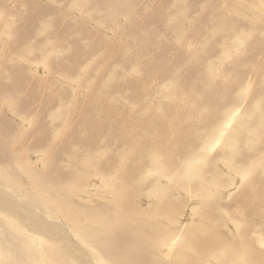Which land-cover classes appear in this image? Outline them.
<instances>
[{
  "label": "bare ground",
  "instance_id": "6f19581e",
  "mask_svg": "<svg viewBox=\"0 0 264 264\" xmlns=\"http://www.w3.org/2000/svg\"><path fill=\"white\" fill-rule=\"evenodd\" d=\"M256 1L259 11L245 31L221 15L209 30L222 35L200 51L193 42L200 43L204 30L194 28L179 40L180 26L170 24L173 17L167 20L182 53L176 57L187 54L190 64L183 71L184 64H171L179 82L169 71L158 72L157 78L168 81L164 93L159 91L161 103L151 98L155 83L119 118L121 147L107 167L95 170L103 182L98 200L75 202L85 193L90 158L69 162L68 178L46 180L45 186L40 175L60 174L52 172L49 158L41 160L46 164L38 172L28 157L10 155V163L19 167H0V264H264L263 225L255 230L247 223L252 216L264 222V0ZM10 26L5 22L3 29ZM243 53L244 74L237 61ZM250 84L258 92L242 108L239 94ZM211 155L224 171L210 165ZM18 170L31 192L16 176ZM235 180L240 184L231 195L236 206L224 201V208L222 194L238 184ZM142 191L154 200L153 207H140L136 198ZM188 196L198 200L191 209L195 220L180 229L178 215ZM57 220L67 229L57 232ZM227 221L231 239L219 233Z\"/></svg>",
  "mask_w": 264,
  "mask_h": 264
},
{
  "label": "rangeland",
  "instance_id": "374dc122",
  "mask_svg": "<svg viewBox=\"0 0 264 264\" xmlns=\"http://www.w3.org/2000/svg\"><path fill=\"white\" fill-rule=\"evenodd\" d=\"M175 1L0 0V167L10 163L11 157L24 155L31 162V169L39 172L46 164L41 160L49 158L52 172L60 174L46 171L40 175L46 186V180L61 178L62 182L68 178L69 162L90 158L85 193L76 197L75 202L98 200L96 194L101 193L98 187L103 182L95 178V170L97 165L107 167L121 147L117 143L122 132L119 118L130 111L142 91L156 86L155 83L158 85L152 89L151 98L156 104L161 103L160 92L164 93L168 81L157 78L158 72L169 71L173 74L171 78L177 75L175 81L179 82L171 64H184L179 71L190 64L187 54L183 58L186 62L176 57V53H182L177 51L173 25H169L172 17L175 20L170 24L180 26L183 32L179 40L187 38L194 28L204 30L200 43L193 42L195 50L200 51L199 48L222 35L209 30L218 23V18L226 16L232 19L233 28L245 31L252 23L253 13L259 11L256 0L254 5L250 0H177L181 8L175 7ZM5 22L11 23L9 30L3 29ZM245 58L244 53L237 58L243 74ZM257 92L253 84L243 85L239 97L245 103L241 107L256 98ZM9 138L15 140L9 142ZM209 158L211 166L224 171L222 162H213L212 155ZM10 164L19 167V162ZM16 176L22 177V183L31 192L20 170ZM219 176L229 182L224 173ZM38 181V177L32 179L34 183ZM237 183L224 191L221 204L225 201L230 207L236 206L234 196L240 186ZM145 196L142 191L140 197ZM141 198H136L140 207H153L154 200ZM194 198L188 196L178 215L180 229L195 220L191 209L198 200ZM90 205L97 206L95 202ZM252 217L248 225L255 230L263 225L262 230L264 222ZM54 223L57 232L67 229L65 222ZM232 230L227 221L219 233L231 239Z\"/></svg>",
  "mask_w": 264,
  "mask_h": 264
}]
</instances>
